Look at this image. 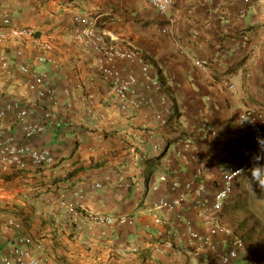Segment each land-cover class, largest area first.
<instances>
[{
	"label": "crops",
	"instance_id": "0c3cea01",
	"mask_svg": "<svg viewBox=\"0 0 264 264\" xmlns=\"http://www.w3.org/2000/svg\"><path fill=\"white\" fill-rule=\"evenodd\" d=\"M80 13L98 17L108 38L137 50L150 64L161 85L148 92L150 107L124 113L109 97L96 68L97 54L73 38L72 19ZM0 17L49 37L62 66L54 70L38 64L34 52L26 50L25 61L34 70L52 74L59 103L52 108L34 97L27 100L38 115L52 110L51 124L43 135L27 139L10 120L0 123L5 125L0 134H11L18 143L37 149L49 148L56 164L0 172L1 219L20 220L23 233L40 241L52 264H221L207 248L193 255L178 240L187 221L204 234L216 221L234 230L254 257L242 230L234 225L244 190L241 181L263 182L257 190L264 199V165L253 166L237 180L234 193L218 214L210 212L216 187L209 177L204 179L207 189L202 208L197 206L201 198L193 192L175 212L155 211L149 205L161 197L175 198L178 192L171 190L170 181L192 180L198 164L229 167L249 153L251 135L239 128L238 118L243 112H264V0H174L164 16L148 0H0ZM195 60H206L209 66L198 68ZM128 69L140 73L137 66ZM17 79L22 76L15 67L3 79L10 83L11 93ZM63 88L72 91L70 98L62 94ZM87 93L97 119L79 101ZM161 95L168 98L171 108V114H164L166 126L155 120L163 112ZM57 122L62 123L60 128L55 127ZM183 142L197 149L193 151L196 161L189 165L175 158ZM155 144L162 147L158 158L151 153ZM161 176L169 182H160ZM125 180L141 181V189L121 187ZM95 184L101 189L90 192ZM77 188L86 193L88 208L132 217L134 225H116L104 240L75 233L72 217L59 207V201ZM156 217L170 222L163 233H173L175 252H155L160 229ZM14 241L15 235L0 236V251ZM214 242L220 250L228 248L224 238L216 237ZM243 263L240 258L232 264Z\"/></svg>",
	"mask_w": 264,
	"mask_h": 264
},
{
	"label": "built area",
	"instance_id": "2783aa9c",
	"mask_svg": "<svg viewBox=\"0 0 264 264\" xmlns=\"http://www.w3.org/2000/svg\"><path fill=\"white\" fill-rule=\"evenodd\" d=\"M248 3L249 0H236ZM152 7L162 16L166 15L174 0H148ZM73 38L86 50L97 54L95 64L101 80L108 87L109 97L117 104L120 111L131 113L135 109L150 107L152 99L149 91L160 88V81L153 73L150 64L134 49L118 46L103 32L98 17L89 13H80L73 16ZM14 48V54L10 50ZM35 54L38 64H48L54 70L61 69L60 60L54 55L55 46L49 37L38 35L29 28L15 26L8 17H0V80L11 76L13 67L22 76L14 82L11 95L12 99L0 107V123L10 120L21 130L25 138L33 139L43 135L47 126L51 124L52 110L46 109L40 115L37 108L27 100L34 97L39 102H46L52 108L59 103L58 94L52 85L53 76L50 72H38L25 61L26 50ZM194 65L206 69L209 65L206 60H195ZM128 66H137L139 75L129 70ZM78 85L77 88H81ZM232 88V86H231ZM147 93L144 94L141 93ZM72 91L63 88L62 94L70 98ZM79 101L90 117L97 119L98 116L92 109V96L83 94ZM162 113L155 116L159 126H166L168 120L164 114H171L168 98L165 95L159 97ZM69 104V103H68ZM70 106V105H68ZM36 118H38L36 120ZM3 124V123H2ZM0 129L4 128V124ZM62 126L57 122V128ZM239 128L251 135L252 147L247 156L239 163L229 166H217L210 164H198L192 180L170 181V188L178 192L173 199L161 197L154 200L149 206L155 211L175 212L184 203L186 195L193 192L198 200L199 207H204L206 200L202 197L206 193L205 177L214 180L216 187L210 204V212L218 214L223 210L225 201L234 193L237 180L255 165H264V112L250 114L243 112L238 118ZM196 148L190 142H183L180 149L175 151V158L189 165L196 161ZM152 155L157 157L162 153L159 144L152 146ZM192 152V153H191ZM56 164L52 151L49 148L37 149L28 144H20L11 134H0V172H23L28 168H50ZM126 173L129 174L127 171ZM160 182L168 183L166 176L159 178ZM121 187L136 190L141 189V181L125 180ZM101 189L100 184L91 186L90 192ZM85 192L80 189L71 191L69 197L59 201V207L72 217L75 233L87 234L96 240L106 239L112 228L116 225L131 227L134 219L129 216H113L103 214L88 208L84 204ZM155 224L160 226L155 237V252L158 255L175 252L176 243L173 233L164 234L170 225L168 220L155 218ZM15 235V241L6 245L0 251V264H52L50 258L44 254L40 241L29 234L23 233V223L15 217L0 218V236ZM216 237L224 238L228 248L220 250L214 242ZM178 240L183 241L191 248V253L198 255L206 248L213 252L221 264H232L243 258V264H257L256 259L249 253L244 239L234 230L222 226L217 221L208 229L207 233H201L187 221L183 230L178 235Z\"/></svg>",
	"mask_w": 264,
	"mask_h": 264
},
{
	"label": "rangeland",
	"instance_id": "374dc122",
	"mask_svg": "<svg viewBox=\"0 0 264 264\" xmlns=\"http://www.w3.org/2000/svg\"><path fill=\"white\" fill-rule=\"evenodd\" d=\"M9 86L10 83L0 81V106L4 101L10 100ZM241 183L244 190L242 191V201L239 202L237 208L239 215L235 216L236 225L234 226L242 230L257 263L264 264V199L257 190L263 182L255 181L251 184L241 181Z\"/></svg>",
	"mask_w": 264,
	"mask_h": 264
},
{
	"label": "clouds",
	"instance_id": "9594fccd",
	"mask_svg": "<svg viewBox=\"0 0 264 264\" xmlns=\"http://www.w3.org/2000/svg\"><path fill=\"white\" fill-rule=\"evenodd\" d=\"M257 262V261H256ZM258 264V263H257Z\"/></svg>",
	"mask_w": 264,
	"mask_h": 264
},
{
	"label": "trees",
	"instance_id": "16d2710c",
	"mask_svg": "<svg viewBox=\"0 0 264 264\" xmlns=\"http://www.w3.org/2000/svg\"><path fill=\"white\" fill-rule=\"evenodd\" d=\"M157 158H158V157H157ZM157 158H156V159H157Z\"/></svg>",
	"mask_w": 264,
	"mask_h": 264
}]
</instances>
